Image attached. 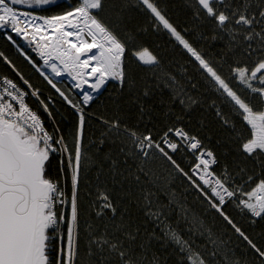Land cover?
Returning <instances> with one entry per match:
<instances>
[{"label": "snow or ice", "instance_id": "6c2138e0", "mask_svg": "<svg viewBox=\"0 0 264 264\" xmlns=\"http://www.w3.org/2000/svg\"><path fill=\"white\" fill-rule=\"evenodd\" d=\"M64 3L0 0V33L76 117L65 133L0 52L24 85L0 75V264H264V0H185L183 27L166 0Z\"/></svg>", "mask_w": 264, "mask_h": 264}, {"label": "trees", "instance_id": "16d2710c", "mask_svg": "<svg viewBox=\"0 0 264 264\" xmlns=\"http://www.w3.org/2000/svg\"><path fill=\"white\" fill-rule=\"evenodd\" d=\"M166 3H167V15L170 18V20L174 24H177V25L183 27L185 20H186L187 16L189 15V9H188L187 5L185 4V0H166ZM65 7H66V4L64 3V0H60V6L53 8L51 11L45 12V11L40 10V9H36L35 11L39 14H42V15H52V14H57L60 11L64 10ZM16 40H17V43L21 46V49L25 52V54L26 53L29 54L32 57L33 62L41 67V64L37 61L35 56H33L30 53V51L27 49L26 45L22 41H20L17 37H16ZM155 40L163 46L164 44H166L168 37L166 35H163V34H158L155 37ZM151 43H152V38L149 39V44L151 45ZM5 46H6V44L4 42H1V40H0V52H4L5 55L20 70V72L24 75V77L30 81V83L33 85V87L40 90L41 98H52L55 100L53 110L57 112L56 119L59 122L60 127L64 129L65 133H67L68 130L73 126L75 119H76V117L73 115L72 111L60 99L51 95L49 93V91L44 86H42L40 84V82L33 76V72L27 71L24 68V66L21 65V63L19 61H17V59H15V57L7 50V48ZM41 69H42V67H41ZM0 75H9L18 81V78L15 77V74L12 73L11 70L7 67V65H5L3 63H0ZM49 76L54 80V82L57 83L58 87L62 88L65 92H69V93L73 92L68 86L65 85V83L61 79H58L54 75H51V74H49ZM109 92H111V86H109V89L107 91H105L103 96L100 97V100H98L95 104L92 105V108L90 109V111H94V112H98V113H104V105H103L102 101H104L105 97L108 96ZM28 101L31 104V106L36 111L39 112V114L41 115V118L44 120L45 124L49 127V129H51V122L47 119L46 115L39 108V105H38V102L36 101V99L29 97ZM209 119H211V117H209ZM91 133H92V125H89L87 127V133L86 134L91 135ZM181 163L183 164L184 161H181ZM175 184H176V187L178 188V190H181V191L183 190L181 187V182L178 179L176 180ZM67 192H68V195L70 197V195H71L70 182H69L68 187H67ZM189 202L190 203L193 202V197L191 195L189 196ZM193 206L196 208L197 211H202L199 204H194ZM66 211H70V207L66 208ZM230 211L239 220V222L247 229L248 226H247L246 222L243 220V218L240 217L235 212V210L230 209ZM207 219L209 220V222H211V216H209ZM258 230L259 229H257V231ZM249 231H251V230L249 229ZM252 235L255 237L254 232H252ZM225 238L227 239V236ZM233 243H236L234 237H233ZM236 251H237L238 255H243V249L242 248H237Z\"/></svg>", "mask_w": 264, "mask_h": 264}, {"label": "rangeland", "instance_id": "374dc122", "mask_svg": "<svg viewBox=\"0 0 264 264\" xmlns=\"http://www.w3.org/2000/svg\"><path fill=\"white\" fill-rule=\"evenodd\" d=\"M1 42H4L6 44L7 50L21 63V65L24 66V68L27 71L33 72V76L40 82L42 86H44L51 95L55 96L56 98L60 99L57 95H55L54 89L51 88V86L47 83V81L44 79L43 76L40 75V72L36 71L35 67H33L32 64H30L24 56L20 54V52L17 51L16 47L9 43L4 36L1 38ZM26 55L32 59V57L26 53ZM33 60V59H32ZM39 66V65H38ZM40 67V66H39ZM41 68V67H40ZM47 75V74H46ZM49 76V75H48ZM64 82V81H63ZM65 83V82H64ZM66 85V84H65ZM67 86V85H66Z\"/></svg>", "mask_w": 264, "mask_h": 264}, {"label": "built area", "instance_id": "2783aa9c", "mask_svg": "<svg viewBox=\"0 0 264 264\" xmlns=\"http://www.w3.org/2000/svg\"><path fill=\"white\" fill-rule=\"evenodd\" d=\"M37 13V12H36ZM37 14H39V13H37ZM39 15H42V14H39ZM4 35L2 34V33H0V40H1V38L3 37ZM20 41H22L25 45H26V47H27V49L30 51V53L33 55V56H35V58L37 59V61L41 64V67H42V70L45 72V74H47V75H49V74H51V75H54L52 72H51V69L50 68H47V67H45L44 66V61L40 58V56H39V54H38V52L37 51H34V48H35V45L34 44H32V45H30L27 41H25V40H22V39H20L19 37H17ZM56 63H57V65H58V67L60 66L59 65V61H56ZM36 69V68H35ZM6 76H8V77H11V76H9V75H6ZM55 76V75H54ZM56 78H58V79H61L62 81H64L65 82V84L73 91V92H75V90L74 89H72L71 88V85H72V83L69 81V76L65 73L63 76H61V77H58V76H55ZM11 78H13V77H11ZM14 79V78H13ZM14 80H16V79H14ZM17 81V80H16ZM17 83L18 84H20V86L21 87H24V85L22 84V82L21 81H19V79H18V81H17ZM74 83V82H73ZM29 97H31L30 95L26 98V102L29 104V106L33 109V110H35L32 106H31V104L29 103V101H28V98ZM32 98H34V97H32ZM35 99V98H34ZM36 111V110H35Z\"/></svg>", "mask_w": 264, "mask_h": 264}, {"label": "bare ground", "instance_id": "6f19581e", "mask_svg": "<svg viewBox=\"0 0 264 264\" xmlns=\"http://www.w3.org/2000/svg\"><path fill=\"white\" fill-rule=\"evenodd\" d=\"M69 81H70L71 83H73V81L71 80V77L69 78Z\"/></svg>", "mask_w": 264, "mask_h": 264}]
</instances>
